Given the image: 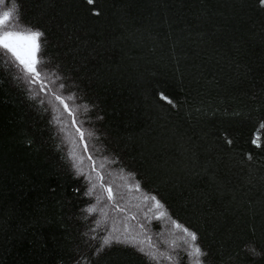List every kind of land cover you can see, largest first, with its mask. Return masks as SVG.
Here are the masks:
<instances>
[{"label":"trees","instance_id":"16d2710c","mask_svg":"<svg viewBox=\"0 0 264 264\" xmlns=\"http://www.w3.org/2000/svg\"><path fill=\"white\" fill-rule=\"evenodd\" d=\"M17 8L6 27L43 33L44 63L40 84L0 65V264H188L182 228L202 264H264L259 0H4L0 14Z\"/></svg>","mask_w":264,"mask_h":264},{"label":"snow or ice","instance_id":"6c2138e0","mask_svg":"<svg viewBox=\"0 0 264 264\" xmlns=\"http://www.w3.org/2000/svg\"><path fill=\"white\" fill-rule=\"evenodd\" d=\"M88 2L92 3V0H88ZM259 2L260 5L264 7V0H259ZM3 3L4 0H0V5ZM11 3L15 7V0H11ZM10 21L12 22V27H15L18 24V8L15 9V16H13L12 12L9 11H4L2 14H0V65L8 63L17 68L19 65H23L22 71L35 74L36 77H39L40 72L37 71L36 65L44 63L43 55H38L42 53L40 38L43 36V33L32 31L30 29H22L18 31L9 30L6 25H9ZM23 78L25 80H31V77L29 76H25ZM17 79H20V77H17ZM32 82L34 83L35 81ZM164 99L167 100V97H164ZM168 102L171 103L170 100ZM80 135L83 136L84 133L81 132ZM228 143H231V141H228ZM250 158L251 157L249 156V159ZM136 188L139 190L138 184L136 185ZM107 191L111 193V188H109ZM85 194L88 195L90 193L86 192ZM145 200H152L154 201L153 207L157 209H163V205L158 200H156L154 196H145ZM160 215L165 216L167 213L166 211H161ZM176 227L180 228L179 225H176ZM181 231L183 233L181 243L183 245L184 251L189 256L190 261H192L193 264H202V257L207 256V253L203 252L199 245L196 244V233L190 232L186 228H182ZM110 242L111 241H105V244ZM251 251L253 254H256L254 249H251ZM80 264H85V262L81 260Z\"/></svg>","mask_w":264,"mask_h":264},{"label":"rangeland","instance_id":"374dc122","mask_svg":"<svg viewBox=\"0 0 264 264\" xmlns=\"http://www.w3.org/2000/svg\"><path fill=\"white\" fill-rule=\"evenodd\" d=\"M13 31H18L17 29H15V30H13ZM29 75L31 76V78L34 80V81H36L38 84H40L41 83V79L39 78V77H36L35 76V74H32V73H29ZM18 77V76H17ZM32 92V91H31ZM32 94V93H31ZM106 188V191L109 189V188H111V187H105ZM113 189L111 188V193H109L108 191H107V194L110 196V198H111V196L113 195V191H112ZM112 229H116L115 227H113ZM120 230V229H119ZM118 231V230H117ZM167 232H168V230H165L164 232H161L160 233V237H161V241H164L165 243H169V246L171 247V249H173V251H179V249H177V248H175V246H172L171 245V239L169 238V236L167 235ZM117 233L118 232H111L110 234L113 236V237H116L117 236ZM110 238H112V237H110ZM179 245H181V244H179ZM145 246H148V250L149 251H151L152 253H153V249L151 248V246H149V244L147 245H145ZM184 251V248H182V251L181 252H183ZM157 259V258H156ZM165 264H171V261L170 260H168V261H166L165 262ZM188 264H193V263H190V261H189V258H188Z\"/></svg>","mask_w":264,"mask_h":264}]
</instances>
